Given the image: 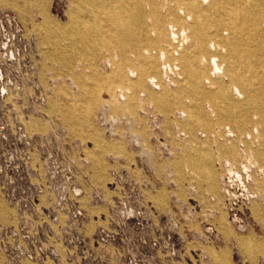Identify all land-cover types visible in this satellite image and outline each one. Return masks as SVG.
Here are the masks:
<instances>
[{
	"label": "rangeland",
	"instance_id": "rangeland-1",
	"mask_svg": "<svg viewBox=\"0 0 264 264\" xmlns=\"http://www.w3.org/2000/svg\"><path fill=\"white\" fill-rule=\"evenodd\" d=\"M187 1L0 0V264H264V0Z\"/></svg>",
	"mask_w": 264,
	"mask_h": 264
},
{
	"label": "bare ground",
	"instance_id": "bare-ground-1",
	"mask_svg": "<svg viewBox=\"0 0 264 264\" xmlns=\"http://www.w3.org/2000/svg\"><path fill=\"white\" fill-rule=\"evenodd\" d=\"M182 5H184L183 6L184 9L186 11H188L189 14L191 15V16L185 17V19H188L189 18L188 20H190V21L192 19L196 20L197 18H199V16H201V14H203V13H201L200 10H198L197 4H196V2H194V0H189L186 3H182ZM256 15H258V17L260 16V14H256ZM174 24L175 25L179 24V20H176L175 19V23ZM171 28H174V25H172ZM187 30L188 29L185 28L184 26L180 27L179 29H175V30L172 29L171 32H169V37H170V39L173 38L172 39L173 42L174 41H177L178 46H179V43H181L182 45H184V42L189 40V36H188L189 33H188ZM198 32H199V30L197 28L195 34L197 35ZM216 37H217V33H213V35H211V40L209 42V45H211V44L212 45H216V44L218 45V41L220 42L219 45H223V43L220 40H218ZM182 47H184V46H182ZM184 49L185 48H183L182 51ZM181 53L182 52H180L177 57L175 56V58H173V60L176 59V62L175 63H177V65L181 69H183L182 67L186 68V70L190 73V76L192 78L196 77V74H195L196 73V69H195L194 65H192V63L190 61H188L187 58H184L183 57L184 54L181 55ZM229 53H230V51L228 52L227 49L225 48V53L222 54V56H223L222 59H225L226 62L228 60H229V62L231 61V56H229ZM220 55H221V53H219V52H217V53H212L211 52V54L209 53V56L205 57V58L208 59L209 65L211 66V69H210L211 73H213V75H215V74H220L221 71H222L223 74L225 75L226 73L229 72V75H231L232 78H235L236 75L233 73V67L232 66L231 67H229V66L226 67V65L223 64L224 62L221 59ZM180 57L183 59L182 62L180 61L181 60ZM208 77L210 78L212 76L209 74ZM218 85L219 86H216L215 87L216 88V91H214V93L215 94H218V96H219V94H220V96H222V95L223 96H226L225 95L226 88L223 85H221V84H218ZM234 88L239 91V89L237 87H234ZM163 94H164V92L162 93V95ZM262 106H264V99H262V97L257 92L256 93L247 94V97H246V106H244V109L245 110H247V109H249L251 107H253L255 110H257L259 107H262ZM256 126H258V125L253 124L252 126H250V128L248 130H250V132H251L252 130H254V128ZM240 175H239V177H240ZM237 177H238V175H237Z\"/></svg>",
	"mask_w": 264,
	"mask_h": 264
},
{
	"label": "built area",
	"instance_id": "built-area-1",
	"mask_svg": "<svg viewBox=\"0 0 264 264\" xmlns=\"http://www.w3.org/2000/svg\"><path fill=\"white\" fill-rule=\"evenodd\" d=\"M10 20H11V17L8 15V13L0 16V24L1 25H4L7 22H10ZM79 196H80V193H77V197L74 198V201L76 202V204H78V206L79 205H85V203L82 201L81 197H79ZM117 197L119 198V200L121 199L119 195H117ZM115 204L116 203L113 202L112 208L109 209L108 213H110L111 211H114V208L117 207V205H115ZM121 206L123 208L126 206V204L122 202ZM78 208H79V210L77 209V211H78V213H80V210H83V208L81 206H79ZM120 213L122 214V217H123V219L121 220V223L116 222V220L114 218H112V216H110L111 222H108V224L105 227H102V229H100V235L98 236V238L96 240L90 241V248L92 249V253L90 255H87L86 257H84L83 264H94V262H97V263L100 262V264H104L103 258H105V255L98 259V253L101 251V248L105 249L107 253H109L110 251L112 252L113 249L117 250V236H118V234L116 232V228H117V226L122 227L123 224L124 225L126 224L128 227V225H130V221H128L129 220L128 215H131L130 211H122ZM74 217L77 218L76 213H75ZM68 252L70 254H72V251L68 250ZM113 254L115 255V251H113ZM70 259L74 260L72 257Z\"/></svg>",
	"mask_w": 264,
	"mask_h": 264
}]
</instances>
